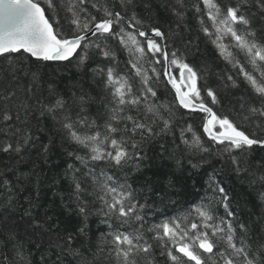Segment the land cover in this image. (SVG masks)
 Here are the masks:
<instances>
[{
    "label": "snow or ice",
    "instance_id": "snow-or-ice-1",
    "mask_svg": "<svg viewBox=\"0 0 264 264\" xmlns=\"http://www.w3.org/2000/svg\"><path fill=\"white\" fill-rule=\"evenodd\" d=\"M253 2L264 13V0H238L226 9L217 0H196L191 5L187 0H172L166 5L177 27L184 23L187 11L194 9L200 31L234 67L239 61L234 59L230 48L244 54L252 69L250 72L239 67L252 92L247 106L241 105L244 120L264 118V40L257 39L251 18L246 14ZM43 3L46 8L40 0H0V57L9 61L8 70L12 73L17 70L14 60L10 59L12 54H27L25 58H33L36 63L61 62L65 66L75 59L78 68L87 67L90 59L95 63L92 78L99 77L96 82L98 87L102 86L105 101V111L100 116L102 124L83 114L86 93L79 97L73 93L79 101L75 108H70L55 89H50L51 99L38 103L40 115H51L63 136L86 152L84 156L78 152L68 154L81 165L76 168L73 163L68 164L67 172L73 174L71 194L76 198L77 214L85 220L89 202L83 199L84 194L87 192L94 197L91 203H98L101 223L108 229L102 244L114 253L115 264H139V257H143L146 264H154L155 247L151 241L156 242L160 255L166 256L171 264H209V261L212 264H264V255L258 258V254L264 252V243H259L255 250L251 247L247 227L239 223L231 209L230 197L218 184H214V191L220 194L215 203L223 207V215L210 201L195 206L183 217L146 226L143 218L146 205L139 203L136 191L126 181L121 182L100 167L104 164L111 169H123L129 162L142 160L144 142L174 134L173 118L178 105L189 113L204 114L202 131L211 142L206 146L189 125L180 129L179 139L185 148L196 153L212 154L215 150L222 156L226 154L238 178L253 186V191L258 185L259 197L264 201V164L253 171L246 158L253 146L264 149V139L256 138L255 132L249 135L240 130L229 116H221L208 106L201 94L203 89L197 86L199 73L186 62L184 53L172 47L161 26L146 25L136 11L137 0H43ZM226 37H230L231 45L223 43ZM120 51L128 56L125 63L129 71L123 74L119 70ZM228 80L232 87L238 86L232 76ZM161 84L165 88L170 86V91L174 92V100L167 104L157 103L155 85ZM27 91L31 93V86ZM206 92L211 103L217 104L214 90L209 87ZM15 95L9 92L0 96L4 101L0 107V129L4 130L0 152L19 155L32 142V137L30 131L11 127L14 121L20 120L19 113L13 116L9 107ZM257 128L262 126L258 123ZM186 133H192L190 140ZM48 151L45 145L44 152ZM199 166L192 164L193 168ZM98 168L100 170L96 171ZM77 174L84 177L83 181ZM85 228L86 223L79 231L83 233ZM71 242L69 235L66 244L70 246ZM64 251L63 247L59 252L52 249L57 257ZM43 264L49 261L44 260Z\"/></svg>",
    "mask_w": 264,
    "mask_h": 264
},
{
    "label": "trees",
    "instance_id": "trees-1",
    "mask_svg": "<svg viewBox=\"0 0 264 264\" xmlns=\"http://www.w3.org/2000/svg\"><path fill=\"white\" fill-rule=\"evenodd\" d=\"M171 2L172 0H137L136 11L144 18L146 25L161 26L168 34L172 47L185 54L186 62L199 73L197 86L203 89L201 94L208 106L221 116H229L240 130L249 135L255 132L256 138L264 139V118L243 119L244 110L241 105L246 107L252 96L251 89L239 72V67L252 71L244 54L230 48L234 59L239 61L236 67L222 57L216 45L200 31L194 9L187 11L184 23L177 27L166 7ZM187 2L191 5L196 0ZM217 2L226 9L229 4L235 5L238 0ZM40 3L47 7L43 0ZM246 14L251 18V27L257 33V39L264 40V13L253 2L246 9ZM223 43L231 45L230 37H226ZM25 57L26 54H12L10 59L16 64L15 73L8 70L9 61L0 57V96L15 92L9 107H12L13 116L17 112L20 116V120L14 121L11 127L18 126L24 131H30L32 137V142L19 155L0 152V264H43L44 260H48L49 264L53 261L55 264H115L114 253H110L107 246L102 244L108 229L101 223L98 203H91L94 197L87 192L84 194L83 199L89 202V214L85 220L77 214L76 198L71 194L73 174L67 172L68 164L73 163L76 168L81 165L68 154L78 152L84 156L86 152L63 136L51 115H40L41 105L38 103L51 99L50 89H55L67 100L70 108H75L79 101L73 93L76 97L86 93L83 114L102 124L100 116L105 111L104 93L102 86L98 87L96 82L99 77L93 80L91 72L96 65L91 59L87 67L78 68L75 59L65 66L61 62L36 63L32 58ZM127 59V53H118L119 70L122 74L129 71L125 63ZM254 74L258 76V73ZM229 76L237 82V87L231 86ZM29 86L32 88L31 93L27 91ZM155 86L158 104L174 100V92L170 91V86ZM209 87L217 94L218 103L215 105L207 97L206 89ZM3 105L4 101L0 100V107ZM176 111L177 115L173 118L174 134L144 142L142 160L129 162L123 169H111L104 164L100 167L121 182L126 181L136 191L139 203L146 205L143 210L146 226L183 217L192 212L195 206L208 204L210 201L213 207L219 209V214L223 215V207L215 203L220 194L214 191V184H218L230 197L231 209L239 223L247 227L251 247L255 250L259 243H264V201L258 194L261 189L257 185V190L253 191V186L238 178L226 154L222 156L215 150L212 154L196 153L195 150L186 149L179 139L180 129L189 125L196 135L202 137L206 146L211 143L202 131L204 114L189 113L178 105ZM258 123L262 126L261 129L257 128ZM185 135L190 140L192 133ZM3 141L4 130L0 129V143ZM45 145L49 149L47 153L44 152ZM246 158L255 171L264 164V149L259 145L253 146L246 153ZM194 163L200 166L193 168ZM259 174L258 172L257 175ZM77 178L81 181L84 179L79 174ZM5 180L8 181L7 185L4 184ZM85 223L87 228L81 233L79 229ZM37 225L40 227H36ZM69 235L72 236L70 246L66 244ZM151 242L155 247L152 257L154 264H171L166 256L160 255L156 242ZM62 247L66 251L59 257L53 255V248L59 252ZM259 255H264V252L259 253L258 258ZM138 261L139 264H146L143 257H139ZM209 264L212 262L209 261Z\"/></svg>",
    "mask_w": 264,
    "mask_h": 264
},
{
    "label": "water",
    "instance_id": "water-1",
    "mask_svg": "<svg viewBox=\"0 0 264 264\" xmlns=\"http://www.w3.org/2000/svg\"><path fill=\"white\" fill-rule=\"evenodd\" d=\"M27 55V54H26ZM33 59V58H32ZM186 111H188V110H186Z\"/></svg>",
    "mask_w": 264,
    "mask_h": 264
}]
</instances>
